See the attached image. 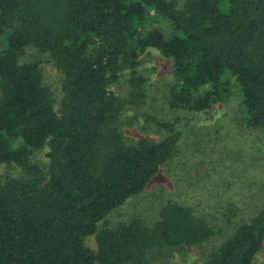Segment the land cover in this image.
Segmentation results:
<instances>
[{"label":"trees","instance_id":"trees-1","mask_svg":"<svg viewBox=\"0 0 264 264\" xmlns=\"http://www.w3.org/2000/svg\"><path fill=\"white\" fill-rule=\"evenodd\" d=\"M164 22L168 33L152 27ZM28 49L61 73L58 104L39 61L23 62ZM150 49L172 63L171 110L208 112L230 99L234 79L241 127L264 131V0H0V167L21 171L0 180V264H152L220 235L205 264H264V205L251 216L207 213L164 197L153 223L105 220L145 191L184 137L180 118L136 139L123 132L137 121L124 116L144 98ZM44 149L47 162L35 163Z\"/></svg>","mask_w":264,"mask_h":264},{"label":"rangeland","instance_id":"rangeland-1","mask_svg":"<svg viewBox=\"0 0 264 264\" xmlns=\"http://www.w3.org/2000/svg\"><path fill=\"white\" fill-rule=\"evenodd\" d=\"M179 1L184 3L185 0ZM152 27L169 32V25L165 22ZM31 60L39 61L44 82L58 104L62 97L61 73L47 56L28 49L23 62ZM140 60V72L147 79L144 98L133 106L136 113L124 116L135 114L137 117L134 124L123 127L124 134L136 139L146 135L145 125L146 128L148 124L154 127V121L180 118L183 121L178 127L184 131V137L175 158L148 184L145 191L113 210L105 220L116 225L139 217L153 223L157 206L164 197L181 200L207 213L215 207L224 210L231 206L249 216L259 211L264 205V131L241 127L239 121L243 119L245 109L235 80H231L232 95L226 103H218L205 113L179 112L171 110L168 105V88L173 81L171 61L152 49L144 53ZM117 89L124 97L129 93L125 80ZM147 136L157 138L154 132ZM47 151L44 149L35 153L33 161L46 163ZM20 173L16 166H1L0 180L18 177ZM222 236L201 247L155 254L152 264H205L211 250L224 241ZM86 244L96 249L95 238L88 239ZM261 261H264V254Z\"/></svg>","mask_w":264,"mask_h":264}]
</instances>
